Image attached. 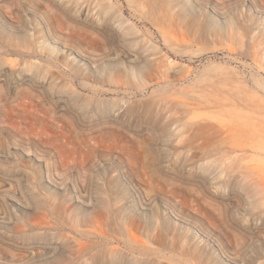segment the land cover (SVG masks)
<instances>
[{"label":"rangeland","instance_id":"obj_1","mask_svg":"<svg viewBox=\"0 0 264 264\" xmlns=\"http://www.w3.org/2000/svg\"><path fill=\"white\" fill-rule=\"evenodd\" d=\"M0 146V264H264V0H0Z\"/></svg>","mask_w":264,"mask_h":264},{"label":"bare ground","instance_id":"obj_2","mask_svg":"<svg viewBox=\"0 0 264 264\" xmlns=\"http://www.w3.org/2000/svg\"><path fill=\"white\" fill-rule=\"evenodd\" d=\"M63 3V2H62ZM27 19H28V17H27ZM26 19V20H27ZM30 21V20H29ZM25 23H28V26L30 25L31 26V24H30V22H25ZM28 26H27V28H28ZM32 27V26H31ZM30 29V28H29ZM33 30V29H32ZM31 30V31H32ZM35 30H36V28H35ZM30 31V32H31ZM34 31V30H33ZM29 32V31H28ZM32 33H34V32H32ZM31 33V34H32ZM36 33V32H35ZM30 34V35H31ZM33 36V35H32ZM36 36V35H35ZM31 39V38H30ZM31 40H33V39H31ZM34 44V43H33ZM11 45V44H10ZM30 45V44H29ZM27 48H29V46H27ZM31 48V47H30ZM33 48V47H32ZM52 61H54V63L56 64L57 63V65H58V67L59 66H65V68H63V69H60V73H62V75H64L65 76V79L66 80H70V82H75V81H73V80H71L72 79V76H71V79H70V73H69V71H71V70H69L71 67H70V65H69V63L67 62V61H62V63L60 62V61H57V59H52ZM60 68V67H59ZM47 73V72H46ZM73 74V73H72ZM61 74H59L58 76H60ZM76 75V74H75ZM74 75V76H75ZM53 76L55 77V75L53 74ZM76 77L77 76H75L74 77V79H76ZM79 77V76H78ZM56 79V78H55ZM31 81V80H30ZM55 81V80H54ZM34 82V81H33ZM54 83V82H53ZM85 83V82H84ZM85 85V84H84ZM88 87H90V86H88ZM87 87V89H89ZM86 89V88H85ZM90 89H92L91 90V92L92 93H90V94H92V95H90V96H87V95H85V94H82V93H80V92H78V91H74L70 96H68L67 97V101H68V106H69V108H73L74 109V111H76L77 113H79V114H81L82 116H85V115H87V114H92V115H94V116H96V118H100V117H102L104 114H105V110H104V101L101 99V98H99V96H100V94L101 93H105V92H103V90H101V89H99V88H95V87H92V88H90ZM89 89V90H90ZM88 92V91H87ZM89 94V93H88ZM196 107V106H195ZM180 108V107H179ZM182 108V107H181ZM177 109V108H176ZM175 110V109H174ZM185 110V109H184ZM181 110L179 109L178 111H176L177 113H179ZM183 111V110H182ZM182 111H181V113H182ZM186 111V110H185ZM175 112V111H174ZM175 112V113H176ZM189 114V113H188ZM180 115V114H179ZM79 116V115H78ZM104 116H106V115H104ZM184 116V115H183ZM184 118V117H183ZM102 120H103V118H102ZM183 121V120H182ZM187 123H189V122H187ZM175 124V123H174ZM193 124H195V122L193 123ZM189 125V124H188ZM191 128V127H190ZM170 130V129H169ZM223 131V130H222ZM4 146V145H3ZM1 147V146H0ZM204 153V152H203ZM214 153V152H213ZM219 152H216V154L217 155H219L218 154ZM222 153V152H221ZM221 153H220V157L222 156H224L223 157V161H221V160H219V162H222V166H223V163H224V167H226L225 165V161L227 160V159H229V155L230 154H226L225 152H223L222 153V155H221ZM206 154H208V153H206ZM224 154H226V155H224ZM234 154V153H233ZM232 154V155H233ZM197 155V154H196ZM214 155V154H213ZM225 156H227V158L225 157ZM229 156V157H228ZM234 157V156H233ZM209 158H210V156H209ZM219 157H217L216 159H218ZM224 158H226V159H224ZM235 158V157H234ZM220 159V158H219ZM225 160V161H224ZM230 160H232V159H230ZM216 162V161H215ZM218 162V160H217V164L219 163ZM227 162V161H226ZM232 161H230V164L228 163V165H229V167H231V166H233V164L231 163ZM221 164V163H220ZM220 164H219V166H220ZM204 165H205V163H204ZM203 165V166H204ZM208 164H206L205 166H207ZM231 165V166H230ZM208 166H210V167H212V165L210 164V165H208ZM222 166H220V167H222ZM250 167V166H249ZM206 168H208V169H210L209 167H206ZM206 168H204V169H206ZM228 168V167H227ZM233 168V167H232ZM243 168V167H242ZM244 168H246V167H244ZM248 168V167H247ZM239 169V168H238ZM257 168L255 167V168H248V169H246L243 173L240 171V173H242V174H240L242 177H244V178H246V179H254L255 180V187L258 189V192L259 193H262L263 195H264V177H261V174L259 173V170H256ZM242 170H244V169H242ZM262 170V169H261ZM204 171H206V170H204ZM218 172H219V170H218ZM260 172H262V171H260ZM264 173V172H263ZM263 173H262V175H263ZM229 175V174H228ZM245 179V180H246ZM252 186V185H251ZM256 190V189H255ZM4 205V204H3ZM109 206V205H108ZM68 217V216H67ZM77 220V219H76ZM67 221V220H66ZM73 222V221H72ZM78 222V221H77ZM103 225V224H102ZM81 226V225H80ZM25 228V227H24ZM40 231V230H39ZM29 232V231H28ZM44 232V231H43ZM149 232V231H148ZM35 233V232H34ZM40 233V232H39ZM43 234V233H42ZM41 234V235H42ZM2 235V234H1ZM35 235V234H34ZM41 235H38L37 237L38 238H36V239H41L42 238V236ZM153 236V235H152ZM35 237V236H34ZM146 237V236H145ZM74 239L76 238V237H73ZM72 238V239H73ZM153 238V237H152ZM156 238V237H155ZM163 238V237H162ZM43 240V239H42ZM41 240V241H42ZM58 240V239H57ZM71 240V239H70ZM39 241V240H38ZM44 241V240H43ZM61 241H63L64 243L62 244V242H61V245H57V246H55V245H53L54 246V248H56V249H60V250H58V251H60V254L56 257V258H54L53 260H51V262L49 263V264H104L105 262H107V261H104V260H106V258H108V257H113V258H116V257H120V254L118 253V251L117 250H115L114 248H112V249H103V248H97V249H94V248H92V246L90 245V244H88V243H84L83 241L82 242H80L79 241V239H75V241H76V243L75 244H71L70 242H68V240L66 239V240H61ZM59 242H60V240H59ZM87 242H88V240H87ZM11 243V242H10ZM95 244V243H94ZM35 245V244H34ZM45 245V244H44ZM50 246H52V245H50ZM94 246V245H93ZM29 248H26V251L28 252V253H26V254H29V256H35V255H37L39 252H40V250L39 249H36V248H41L43 251H46L47 250V248H49V247H47V245L46 246H43V245H41L40 243L38 244V245H35V246H28ZM108 247V246H107ZM143 247H145L144 245H143ZM96 248V247H95ZM106 248V247H105ZM23 249V248H22ZM51 249H53V248H51ZM117 249V248H116ZM25 250V249H24ZM150 250V249H149ZM57 251V252H58ZM159 253V252H158ZM43 254V253H42ZM51 254V253H50ZM126 254V253H125ZM151 253H149V255H150ZM155 254V253H154ZM18 255V254H17ZM44 255V254H43ZM147 255H148V253H147ZM8 256V255H7ZM40 256V255H39ZM18 257V256H17ZM22 257V256H21ZM120 259V258H119ZM50 261V260H49ZM103 261H104V263H103ZM114 263H116V260H115V262H111L110 264H114ZM41 264V263H40ZM145 264V263H144ZM151 264V263H150Z\"/></svg>","mask_w":264,"mask_h":264}]
</instances>
